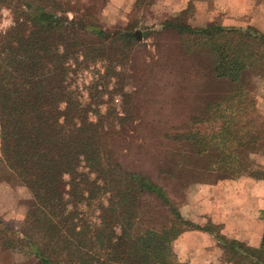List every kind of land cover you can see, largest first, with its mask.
I'll list each match as a JSON object with an SVG mask.
<instances>
[{
  "label": "trees",
  "instance_id": "1",
  "mask_svg": "<svg viewBox=\"0 0 264 264\" xmlns=\"http://www.w3.org/2000/svg\"><path fill=\"white\" fill-rule=\"evenodd\" d=\"M1 7L13 23L0 32V180L24 187L31 202L21 228L4 223L0 234L14 247L34 250L41 264H183L173 241L199 225L171 204L163 185L121 166L110 148L114 130L106 126L115 113L93 111L73 87L84 61L105 65L106 76L125 71L139 45L137 31L105 27L93 7L71 0H0ZM163 26L160 32L180 35L182 57L202 66L203 78H210L203 85L210 80L230 85L206 102L208 118L216 119L212 109L220 107L219 97L231 105L210 133H180L179 141L188 142L182 154L187 161L179 157L162 172L174 178L184 172L215 180L264 178L252 157L264 150L255 125L262 118L255 89L264 79V33L216 23ZM203 93L205 99L212 95L209 89ZM144 196L170 205V224L137 229ZM217 239L231 261L264 264V236L259 247Z\"/></svg>",
  "mask_w": 264,
  "mask_h": 264
},
{
  "label": "rangeland",
  "instance_id": "2",
  "mask_svg": "<svg viewBox=\"0 0 264 264\" xmlns=\"http://www.w3.org/2000/svg\"><path fill=\"white\" fill-rule=\"evenodd\" d=\"M71 1L77 7H93L105 27L133 28L140 36L139 45L132 53L131 61L126 64L125 71L119 69V75L106 76L105 65L84 61L74 75L73 87L80 89L81 100L88 102L93 111L115 113L106 126L114 130L110 136V148L121 166L128 171H139L151 176L165 187L171 204L181 209L197 183L213 182L216 178L202 173L190 175L187 172L174 178L162 172L163 169L174 168L179 157L183 162L187 161L182 154L189 150L186 145L188 142L179 141L178 135L197 129L201 133H210L222 125L224 119L220 116L225 115L226 108L231 105V101L219 97L217 102L221 103L220 107L212 109V113L216 111V119L213 121L208 118L211 114L207 113L206 102L216 100V89L225 92L230 85L214 83L212 80L203 85V81L210 78H203L204 69L196 65L195 59L182 57L180 35L171 29L160 32L168 22L195 26L196 19L192 18H196L197 13L192 9L182 12L164 11L156 3L157 0H138L127 5L128 10L118 7L115 2L113 7L103 9L108 0ZM75 1H80L81 5L75 4ZM254 3L253 14L259 17L255 22L264 26V0H254ZM12 23L10 11L1 7L0 32ZM257 29L264 33V27ZM211 88H214V92ZM203 89H209L211 97L205 99ZM263 89L264 79L257 85L256 95ZM90 115L93 120L97 119L92 111ZM260 116L262 118L258 117L255 125L264 138V116ZM30 202L31 195L24 187L18 183L9 186L0 180V227L5 223L21 228ZM141 202L142 212L137 229L142 232L170 224L173 216L170 205L153 196H144ZM95 219L98 220V217L95 216ZM0 264L41 263L34 250L26 246L14 247L9 244V236L0 234Z\"/></svg>",
  "mask_w": 264,
  "mask_h": 264
},
{
  "label": "crops",
  "instance_id": "3",
  "mask_svg": "<svg viewBox=\"0 0 264 264\" xmlns=\"http://www.w3.org/2000/svg\"><path fill=\"white\" fill-rule=\"evenodd\" d=\"M136 1L108 0L103 9L113 7L115 2L118 7L128 10L126 6ZM156 3L164 11L192 9L197 13L196 18H192L197 21L195 27H205L212 22L222 26L264 27L255 22L259 17L253 14L254 0H157ZM243 19L249 21L244 22ZM256 100L257 112L264 116V89L257 93ZM252 157L256 165L264 169V150L255 152ZM179 210L185 218L199 225L185 230L173 241V251L179 261L187 264H237L227 257L217 236L237 240L249 247L261 246L264 236V178L243 175L197 183ZM210 224L218 226L219 230L210 231L207 228Z\"/></svg>",
  "mask_w": 264,
  "mask_h": 264
},
{
  "label": "water",
  "instance_id": "4",
  "mask_svg": "<svg viewBox=\"0 0 264 264\" xmlns=\"http://www.w3.org/2000/svg\"><path fill=\"white\" fill-rule=\"evenodd\" d=\"M138 37H140V36H138Z\"/></svg>",
  "mask_w": 264,
  "mask_h": 264
}]
</instances>
